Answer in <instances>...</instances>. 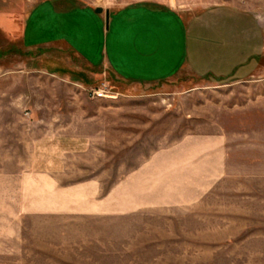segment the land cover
<instances>
[{"label": "rangeland", "instance_id": "rangeland-1", "mask_svg": "<svg viewBox=\"0 0 264 264\" xmlns=\"http://www.w3.org/2000/svg\"><path fill=\"white\" fill-rule=\"evenodd\" d=\"M219 8L264 17V0H0V264H264V56L242 81L107 74L159 73L177 15Z\"/></svg>", "mask_w": 264, "mask_h": 264}, {"label": "crops", "instance_id": "crops-1", "mask_svg": "<svg viewBox=\"0 0 264 264\" xmlns=\"http://www.w3.org/2000/svg\"><path fill=\"white\" fill-rule=\"evenodd\" d=\"M175 35L171 43L172 52L167 53L168 62L161 66L159 73L141 75L129 72L120 76L112 67L108 73L128 83H158L175 75L180 67L203 76L233 78L239 81L252 77L259 69L260 59L264 56V17H257L248 11L219 8L210 11L202 10L182 16L177 15ZM111 19L112 24L128 23ZM173 29V28H172ZM133 32L140 45L144 47L150 40H158V32ZM180 35V36H179ZM147 40H146V38ZM132 39V37H129ZM150 43V42H149ZM176 51V64L171 57ZM145 60L147 56L137 53L136 57ZM148 60L155 59V53L149 54ZM109 66L108 63H105ZM110 67V66H109ZM157 67V66H156Z\"/></svg>", "mask_w": 264, "mask_h": 264}, {"label": "built area", "instance_id": "built-area-1", "mask_svg": "<svg viewBox=\"0 0 264 264\" xmlns=\"http://www.w3.org/2000/svg\"><path fill=\"white\" fill-rule=\"evenodd\" d=\"M89 93L93 99H105V98L113 97L108 87L104 84H102L100 87L89 89Z\"/></svg>", "mask_w": 264, "mask_h": 264}, {"label": "water", "instance_id": "water-1", "mask_svg": "<svg viewBox=\"0 0 264 264\" xmlns=\"http://www.w3.org/2000/svg\"><path fill=\"white\" fill-rule=\"evenodd\" d=\"M94 14H96V15L104 14L105 24H106V29H107L108 22H109V17H110L109 11L108 10L103 11L101 8H95L94 9Z\"/></svg>", "mask_w": 264, "mask_h": 264}]
</instances>
